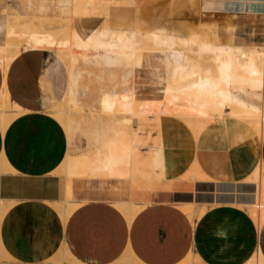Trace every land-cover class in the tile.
<instances>
[{
    "label": "crops",
    "instance_id": "1",
    "mask_svg": "<svg viewBox=\"0 0 264 264\" xmlns=\"http://www.w3.org/2000/svg\"><path fill=\"white\" fill-rule=\"evenodd\" d=\"M74 1V27L175 33L195 32L199 27L195 33L201 45L262 52L231 45L235 37L252 41L253 32L247 35L241 27L204 18L260 15L264 0ZM64 7L68 5L63 1L56 5L57 9ZM5 24L0 21V45L5 42ZM80 59L75 63L80 64L79 74L96 73L117 83L101 87L103 92L90 97L74 92L71 71L68 85L77 103L72 108L87 115L68 124L67 113L66 129L40 107L43 52L21 50L6 70L0 65V101L8 100L20 109L5 127V121L0 123V163L9 170L0 174V256L8 254L26 264L44 263L58 252L66 264H116L125 257L135 264H253L259 253L264 258V221L260 231L259 207L232 202L234 192L252 191L245 182L250 164L261 162L264 167V137L258 146L252 132L242 138L240 129L220 124L197 139L184 121L187 130L176 119L167 118L178 114L171 107L188 111L194 104L197 74L189 61L154 54L132 69L113 54L91 52ZM144 75L156 80V94L161 98L139 94L140 88L145 89L141 85ZM167 80L177 85L166 86ZM120 85L124 88L118 90ZM132 100L148 116L139 118L136 109L131 113ZM154 112L160 114L161 124L143 123L132 133L122 123L132 117L145 120ZM82 124L92 128L88 152L69 155L73 133ZM138 131L145 132L146 140H140ZM141 143L152 148L161 144L163 160L158 162L156 151L149 152L150 145L140 147V153ZM210 155H216L212 163L205 160ZM68 159L74 162L75 179L61 175L62 181L54 172ZM195 163L203 179L192 174ZM103 165L124 171L134 168L137 174L130 178L89 173H106L97 170ZM135 178H153L155 184L131 180ZM63 201L78 204L65 221ZM130 203L137 209L132 217L121 211L130 208L120 206ZM181 207L184 212L188 207V214L193 209V216ZM63 244L67 253H63Z\"/></svg>",
    "mask_w": 264,
    "mask_h": 264
},
{
    "label": "bare ground",
    "instance_id": "2",
    "mask_svg": "<svg viewBox=\"0 0 264 264\" xmlns=\"http://www.w3.org/2000/svg\"><path fill=\"white\" fill-rule=\"evenodd\" d=\"M28 22L30 21H28L26 17L18 16L13 18V20L10 22L7 21V23L4 25L3 31L5 42L3 45H0V64L4 68V70H6L9 63L21 52V49L19 48V40H21L22 38L24 39L25 35L29 33L34 34L35 37L41 34V31H29L31 30L30 27H28L29 30L27 29L29 32L25 30L26 24H28ZM31 25L36 26L37 23L31 21ZM92 32L94 33L93 38L95 40V43H92L94 45H88L87 42V44H85V41H87L90 37L88 36V33L92 34ZM66 35V38H68L70 35H73L75 39L81 42V44L78 43L74 45L73 48L70 45H67L66 49L59 50L60 57L64 56L66 65L69 66L67 70L69 78L72 71L70 64L72 62H77L88 52L117 55L123 58L132 69L139 66L144 60L154 54L164 55L166 57L171 56L176 59L189 61L194 67L197 74V80L194 83L196 98L193 106L189 108L188 111H186L184 114H181L179 116H182V119L185 120V122H187V124L191 127V129L193 130V134H195L197 137H200V135L214 120H221L222 117H224V115L228 112L232 120L237 119L241 123L248 120L249 123H251V125L249 124V126L252 127L255 134V136H253V139L258 141V146L260 145L264 137V52L245 53L240 49L201 45L198 42L197 34L193 31L188 32V35L186 34V36H184L182 34H177L174 32L149 29L136 30L131 32L115 31L109 29L98 30L96 28L89 27H74L70 23L66 27ZM25 39V44L22 47V50L24 51H34L37 49L42 50L44 49L43 47H45L44 42L47 43L45 39L38 40L37 38H35V43L29 44L28 41H25ZM178 46L182 49L178 50ZM112 62L113 61H111V63ZM185 72L186 70L184 71V73ZM69 88L70 85H68L67 87V109L60 113V115L62 114L61 116H63L64 119L68 111L73 106L77 105ZM253 98L256 99L255 102L250 101V99ZM2 101L3 99H1V103L5 104H1L0 106V123H3L5 121V116L9 108H11V106L7 102L8 100H6L5 102ZM124 108L122 110H124ZM12 109L15 110L19 108H17V106H12ZM128 109L131 113H135L136 109L138 111V114L136 116H138L139 118L144 115L148 116V113L143 108L138 106V104L134 102V100L129 103ZM234 110H237V112H234ZM243 135L244 132L241 130L242 138ZM1 165L2 163H0V166ZM67 165L68 163L64 161V166L70 167ZM70 170H68V172ZM97 170L105 171L108 174L114 173L118 177L133 178L137 174V171L134 168H132V170L130 171H124L119 168L113 169L112 167L107 165H103L102 167L97 168ZM248 171L249 175L245 178V182L248 187L254 186L253 191H251L249 194L244 191H238L235 194L233 193L232 202L234 205L241 204V200L244 197L245 193L249 196V200H251L252 205L254 204L258 206L259 201L264 200V197H261V193H264V167L262 163L254 162L250 164V167H248ZM201 173V168L197 163H195L192 174L199 179ZM245 198L246 197H244V199ZM72 205L78 206V204L75 205V203H70L67 201H63L61 203V213L62 219L64 221L72 212ZM120 206L130 208L129 212L130 214L132 213L130 217H132L135 210H137L133 207L132 203ZM260 208H258V211L260 210L261 215ZM260 218L261 222H259V225L261 231L264 218L262 216ZM260 249L258 248V250ZM62 250L63 253L67 252V248L64 244ZM259 254V258L253 264H264V258L262 257L261 253Z\"/></svg>",
    "mask_w": 264,
    "mask_h": 264
},
{
    "label": "rangeland",
    "instance_id": "3",
    "mask_svg": "<svg viewBox=\"0 0 264 264\" xmlns=\"http://www.w3.org/2000/svg\"><path fill=\"white\" fill-rule=\"evenodd\" d=\"M60 1H63V4L68 5V7L67 8L64 7L62 9H57L56 5ZM75 10H76V2L74 0H0V21H2V22L6 21V23H7V21L10 22L13 20V18L21 16L24 14L26 19L28 21H30V22H28V24H26L25 30H27V29L29 30L28 27H30L31 30H29V31H33V30L41 31V34H39L40 36L37 35V37H35L34 34H32V33L26 34L24 37V39L26 38L25 41H28L29 44H34L35 40H36L35 38H37L38 40L45 39L47 41L48 44L46 42H44L46 45L44 44L45 47H43L44 48L43 50L37 49V51L43 52L44 58H45L44 71H43V75L40 79V89H41V94H42L40 107H41V110L43 112L48 114L52 119H54V121L59 123L62 126V128H65V129L68 127V125H67V127H65V119L63 118V116H61L62 114L60 115V113L67 109L66 105L68 104L66 97H67V85L69 83L68 73H67L69 66L66 65V60H65L64 56L60 57L59 50L66 49L67 45H70L73 48L74 45H76L78 43L81 44V42H79L77 39H75V37L73 35H70L68 38L65 37V36H67L66 35L67 25L71 23V25L74 26L73 15H74ZM31 18H33V19H31ZM204 19L210 20V21H222V22H224L225 25L230 26V27H233V26L241 27V29L247 35L249 33L253 32L255 35H254V38L252 39V41H250V39L248 40L245 38L241 39L240 37H235V39L232 40L235 43L232 42L231 45L232 46H242L246 50L255 49L257 51L264 52V10L260 15H249V16H244V17H229V16L218 17V18L208 17V18H204ZM40 20H41V22H40ZM31 21H33L34 23H37V25L36 26L31 25ZM108 27L111 29H115V28H112L110 26H108ZM161 27H166V26H161ZM167 29L177 30V29L170 28V27H167ZM198 29H199V27H198ZM198 29L194 30V31L197 33ZM188 30L189 29H186L185 34L184 33H177V34H182V35L186 36V34L188 35V32H187ZM230 30H232V29H230ZM42 32H43V34H42ZM168 32H170V31H168ZM90 34L91 33H88V36H90V37L87 41H85V44L88 43V45H94V44H92V43H95V40L93 38L94 33L92 32V34L91 35ZM96 34H97V32H96ZM95 37H96V35H95ZM1 39L2 38L0 37V40ZM24 39L22 38L21 40H19V43H20L19 48L21 50L25 44ZM177 49L181 50L182 48L178 46ZM90 53L91 52H88L86 54V56L89 55ZM80 60L81 59H79V61ZM146 60H144V61H146ZM75 63L76 62H72L70 64V67L72 69L73 79L75 80V82H71V86H72L74 92H76V93H79V94L80 93H87L90 97H95L99 93L103 92V91H99V89L101 87H104V86L106 87L109 84L117 83V81L113 78H109V77H105V76H98L96 73L89 74L87 72H82L79 74L80 64L75 65ZM164 84L166 86H170V87H175L177 85V84L172 83L169 80H167ZM141 85L144 86L145 89L143 87L140 88L141 89V92L139 93L140 95L143 93V94H147V96L151 97L152 99L153 98H161V97H159V95L156 94L157 83L153 77H151L149 75H144L143 81H141ZM123 88H124V85H120L118 90H121ZM69 89L71 90V88H69ZM82 100H84V102L88 101V99L85 97H82ZM7 102L9 105L13 106L12 104H10L9 101H7ZM1 104L2 103L0 101V106H1ZM4 104H2V105H4ZM76 106H73V107H76ZM171 108L176 109V113H178L177 114L178 116L177 115L176 116H170V117L167 116V118L176 119L178 121L179 125L181 126V128H185L187 130L188 128L183 123V121L185 122V120L182 119V116H179L180 113L186 112L187 108H184V107H171ZM234 112H237V110H234ZM19 114H20L19 112L16 113V109L13 110L12 107L9 108V110L6 114V120H5L3 127H5L7 125V123H9L14 117H16ZM236 114H238V113H236ZM85 115H87V114H85V111L71 108L70 111L68 112L67 123L69 124L74 119L79 120L80 118L84 117ZM159 118H160V114L154 112L153 114L149 115V117L145 120H141V119L135 120L132 117L131 118L132 120L129 121L128 119H126V120L122 121V123L124 125H126V127L132 133H134L135 129L138 128V126L140 124L148 123V122H154V123L161 124V121L159 120ZM84 119L87 120V116ZM246 122L241 123L237 119L232 120L230 118L229 113L227 112L224 115V117H222L221 120H214L206 128L205 131H207L209 128H212L216 125L222 124V125H226L229 128H238V129H240V131L242 130L244 132V135H247L250 132H252V134H251L252 137L255 136L252 127L249 126V124L251 125V123H249L248 120ZM185 123L187 124V122H185ZM0 125L2 126V124H0ZM91 129L89 127H86L85 124H82L79 126V129L75 130V132L73 133L72 143H71V145L68 146L69 155L73 156L76 154L88 152V148H89L88 139L90 137ZM153 133H155V131ZM138 134L140 135L139 136L140 140H142V141L146 140V134L144 131H138ZM195 137L199 138L196 135H195ZM131 138H134V137L131 136ZM255 142L258 143L257 140H255ZM145 145H150V144H145V143L138 144L137 148H138L139 152H140V147H143ZM150 147L151 148H150L149 152L152 150L156 151L157 152V160H158V162H161L163 160L161 144H157L155 148H152L151 145H150ZM215 159H216V155H210L205 160L206 161L208 160L212 163L213 160H215ZM67 166H70L72 171L70 170V167H65L64 162H63L62 165L54 172V175L60 177L62 181H63L62 176H66L68 179L74 180L75 179V173H74L75 167H74V162L72 159H68V165ZM67 168H69V169H67ZM68 170H70L71 172L70 171L68 172ZM8 172H9V170L4 168L3 165L0 166V174L8 173ZM191 172H190L189 176H192ZM89 173L93 176H100V177H112L113 176L112 174L107 175L106 173H102L101 175H95V174L91 173L90 171H89ZM200 175L202 176L203 174L201 173ZM201 176H199V179L202 177L204 178V176H202V177ZM160 178H163V176ZM160 178H157V179H160ZM92 179L104 180V179H110V178H90L89 180H92ZM152 179L153 178H149V179L135 178V179H131V180L146 182L148 184H155V183H153ZM179 180L187 181V182H194L195 181V179H193V178L182 179V177H180ZM223 187L224 186H222V190H223ZM251 187H252V191H253L254 186H251ZM71 188H73V184L71 185ZM219 188H220V186L218 187V191H220ZM239 191H244V190H239ZM235 193H237V192H234V194ZM262 196L264 197V193H261V197ZM244 197H246L249 200V196L246 193L244 194ZM244 197L242 198L241 203L245 202V203L252 205L251 200L248 201L246 198L244 199ZM75 205H77V204H75ZM53 207L57 211L56 204H53ZM74 207L76 208L77 206L72 205V209H71L72 211L75 209ZM258 207L259 208L261 207L260 208L261 209V216L264 218V210H263L264 209V200L259 201ZM180 209L182 210V207ZM184 210L186 211L189 209H188V207H186V208H184ZM121 211L124 214H129V216L132 214V213L130 214V212L125 210V209H121ZM186 212H184V213L187 214L190 218L193 216V209H192V212L190 214H188ZM7 256L8 257H5L3 255L0 256V264H26V263L19 262L18 260L12 258L8 254H7ZM121 260L119 261L120 263L118 262L116 264H125V263L135 264V262L132 259L127 258V257L122 258ZM65 261L66 260H64L63 262L61 261L60 252H58L53 258H51L50 260H48L44 263H41V264H63V263L66 264L67 261L66 262ZM122 262H125V263H122ZM193 264H197V263L193 261Z\"/></svg>",
    "mask_w": 264,
    "mask_h": 264
}]
</instances>
